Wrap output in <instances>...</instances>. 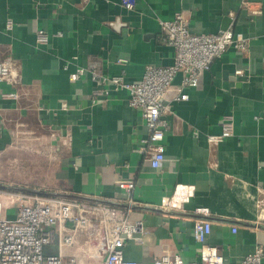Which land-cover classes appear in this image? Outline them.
Returning a JSON list of instances; mask_svg holds the SVG:
<instances>
[{"label":"crops","instance_id":"obj_1","mask_svg":"<svg viewBox=\"0 0 264 264\" xmlns=\"http://www.w3.org/2000/svg\"><path fill=\"white\" fill-rule=\"evenodd\" d=\"M252 1L253 10L240 9L241 0H137L132 9L122 0H0V56L18 65L16 77L0 81V153L22 154L30 145L32 160L46 161L45 173H31L46 175V189L118 198L117 182L132 179L138 204L131 217L143 220L144 232L125 243L127 259L152 264L170 251L204 264L192 234L197 218L210 220L207 242L228 264L264 249V0ZM178 10L192 32L232 25L248 48H228L197 87L184 90L188 99L167 102L165 160L154 170L139 151L147 129L128 91L109 89L88 71L77 80L69 74L95 68L138 81L147 64H171L174 50L159 21ZM39 29L46 43L37 41ZM225 119L231 134L209 140ZM185 187L192 193L181 196ZM173 196L182 198L178 207L161 205Z\"/></svg>","mask_w":264,"mask_h":264},{"label":"built area","instance_id":"obj_2","mask_svg":"<svg viewBox=\"0 0 264 264\" xmlns=\"http://www.w3.org/2000/svg\"><path fill=\"white\" fill-rule=\"evenodd\" d=\"M136 2L122 0L128 9L134 8ZM253 6L252 0H241L239 4L243 10H253ZM159 25L162 41L174 50L171 64H147L138 81H127L123 72L104 74L95 68H78L69 74L71 80H77L88 71L93 81L106 84L109 89L128 91V103L140 110L147 129L140 140L139 151L154 170H159L165 160L163 140L169 127L165 113L170 111L167 102L188 99L189 93L184 90L197 87L212 61L228 48L242 51L248 48L246 38L232 25L212 33L192 32L181 10L176 11L172 19L160 20ZM12 26L13 22L8 20L5 30ZM35 35L40 43L49 39L41 29ZM178 73L181 78L175 85ZM17 74L15 60L10 55L0 56V81L12 79ZM9 95L16 97V92ZM231 124L225 119L221 133L209 135V140H220L231 134ZM117 185L122 195L118 198L46 188H40L42 191L0 189V264H142L127 259L123 250L128 240L141 241L144 232L143 220L131 217L138 204L133 197L135 182L122 179ZM191 193L187 187L180 189L181 196ZM180 198L173 196L170 203L166 201L161 205L176 208L182 201ZM259 204L264 216V195ZM12 207L16 211L9 215L8 209ZM196 212L208 214L205 207L197 208ZM210 233L209 219L194 220L192 234L200 246L199 260L204 264H228L218 248L207 242ZM263 258L264 249L257 247L243 256L238 264H261ZM152 264L198 263H186L178 252L165 251Z\"/></svg>","mask_w":264,"mask_h":264},{"label":"rangeland","instance_id":"obj_3","mask_svg":"<svg viewBox=\"0 0 264 264\" xmlns=\"http://www.w3.org/2000/svg\"><path fill=\"white\" fill-rule=\"evenodd\" d=\"M22 154H16L14 148L8 150L5 153H0V189H19L23 190H34L32 188H42L41 179L46 178L44 174L46 172V161L44 159L37 161L32 160L31 157V146L24 145ZM37 154V153H35ZM39 167L40 176L31 174L34 168ZM37 169V168H36ZM24 172V176H19L20 173ZM39 179V180H37ZM46 179L43 180V182ZM46 187V186H45ZM16 211L15 207L8 209V214L13 215Z\"/></svg>","mask_w":264,"mask_h":264},{"label":"water","instance_id":"obj_4","mask_svg":"<svg viewBox=\"0 0 264 264\" xmlns=\"http://www.w3.org/2000/svg\"><path fill=\"white\" fill-rule=\"evenodd\" d=\"M32 189H34L36 191H42L40 188H32Z\"/></svg>","mask_w":264,"mask_h":264}]
</instances>
